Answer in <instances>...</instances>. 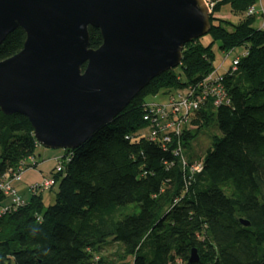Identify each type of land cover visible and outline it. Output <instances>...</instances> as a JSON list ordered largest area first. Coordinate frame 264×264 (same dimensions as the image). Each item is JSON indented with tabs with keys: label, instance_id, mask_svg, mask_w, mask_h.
Returning a JSON list of instances; mask_svg holds the SVG:
<instances>
[{
	"label": "trees",
	"instance_id": "16d2710c",
	"mask_svg": "<svg viewBox=\"0 0 264 264\" xmlns=\"http://www.w3.org/2000/svg\"><path fill=\"white\" fill-rule=\"evenodd\" d=\"M259 2L215 1L208 44L205 36L185 44L179 66L153 79L82 146L64 150V170L54 172L49 190L57 189L52 204L45 206L39 192L21 206L5 207L0 264H123L129 257L132 264L264 262V31L253 27L255 15L246 16ZM225 6L241 18L237 25L215 17ZM88 33L95 50L100 33ZM24 41L21 29L10 33L0 44V61L21 51ZM215 43L224 53L240 47L246 53L235 72L221 74L229 102L214 106L208 98L180 137L152 141L146 99L198 90L214 69ZM213 119L220 137L204 157L186 156L194 135ZM38 146L25 117L0 111V180ZM196 164L202 170L190 171ZM5 198L0 191V202ZM115 244L121 248L113 259L98 254ZM193 250L198 262L189 263Z\"/></svg>",
	"mask_w": 264,
	"mask_h": 264
},
{
	"label": "water",
	"instance_id": "95a60500",
	"mask_svg": "<svg viewBox=\"0 0 264 264\" xmlns=\"http://www.w3.org/2000/svg\"><path fill=\"white\" fill-rule=\"evenodd\" d=\"M18 28L21 51L0 61V111L25 117L39 146L75 150L180 65L210 14L203 0H0V44Z\"/></svg>",
	"mask_w": 264,
	"mask_h": 264
},
{
	"label": "built area",
	"instance_id": "2783aa9c",
	"mask_svg": "<svg viewBox=\"0 0 264 264\" xmlns=\"http://www.w3.org/2000/svg\"><path fill=\"white\" fill-rule=\"evenodd\" d=\"M217 0H203L209 14H212L214 3ZM262 15V10L256 11L255 8L247 10V16ZM260 30L264 31V22L260 26ZM234 50L224 53L223 62L230 58ZM245 55L246 53L243 52ZM241 56L232 58L230 67L221 73L223 62L214 69L199 83L198 90L196 88H188L186 91H175L168 95L167 101L164 104H147L148 114L144 120L149 125V138L154 141L159 139L163 144L169 143L172 136L180 137L184 127L188 124L190 116L197 112L204 101L208 98L213 100L214 106L227 104L229 102L224 87L221 84V74L228 72H235ZM54 169L55 173H62L64 170L63 159L56 161ZM183 167H187L186 161L181 157ZM34 160L32 156L22 161L15 171H8L1 177L0 191L4 196L11 199L10 207L16 208L24 204V202L16 195L11 187V181L18 178V176L27 169H32ZM202 170L201 164H196L190 168V171L200 172ZM56 181L53 178H45L38 186H33V191H49L51 190ZM176 203V201H174ZM7 211L3 208L0 214Z\"/></svg>",
	"mask_w": 264,
	"mask_h": 264
},
{
	"label": "rangeland",
	"instance_id": "374dc122",
	"mask_svg": "<svg viewBox=\"0 0 264 264\" xmlns=\"http://www.w3.org/2000/svg\"><path fill=\"white\" fill-rule=\"evenodd\" d=\"M255 9H256V11L262 10V12H263V16L258 14V15H255V17H254L253 27L255 29H259L260 26L262 25V23L264 22V0H260V2L255 6ZM215 17L218 19H221V20H228L233 25H237L239 23V21L241 20V18L239 16L236 17L231 13L230 8L228 6L223 7L215 15ZM210 41L211 40L208 36H205L202 39V43H204V44H208ZM218 47H219V44L215 43L213 45V48H212L214 51V54H215V58L213 60V66L215 68H217L223 62V56H224V52H221L218 49ZM243 51H244L243 47L237 48L235 51H233L232 54L230 55V58L223 62L221 73L230 67L232 58L235 56L242 55ZM167 97H168V94L161 91L156 96L148 97L146 99V103L154 104V105L155 104H157V105L158 104H164L167 101ZM144 131H145L144 126L141 129H138V133H142ZM214 137H220V134H219V131L217 129L215 120L213 119L208 126L202 127L194 135L193 139L190 141L189 146L186 148V150H184L185 155L196 157V158L204 157L207 150L211 148L212 139ZM41 152H45L47 154L46 157L44 158V160H46V163L44 164V168H45L46 172H50V170L52 168L55 169V166L57 164L56 161L62 157L55 159V161L49 160V158L51 159L54 155L62 154L64 152V150H50V149H45L41 146H38V148L35 151V154L32 155V158L34 160V165L32 166V168L36 167L38 159H41V160L43 159L44 156H41ZM33 185H35V184H33ZM33 185H31L30 187H32ZM56 192H57V189L54 188L50 192L43 193V202H44L45 206H48L54 202V197H55ZM29 195H30V192H29ZM29 195H24L22 197L26 201L29 198ZM8 204H11V201L9 203V201L6 200V202H3L2 204H0V208L1 207L5 208ZM3 208H1L0 211ZM133 208L135 209V210H133V211H135L134 213H136L138 211V209L135 208L134 206L130 207V209H133ZM115 245L107 246L98 254H100L101 256H104L108 260L113 259L114 253L117 250H120V248H121L120 244H115ZM132 261H133V258L129 257L123 264H132ZM116 264H121V263H116Z\"/></svg>",
	"mask_w": 264,
	"mask_h": 264
},
{
	"label": "crops",
	"instance_id": "0c3cea01",
	"mask_svg": "<svg viewBox=\"0 0 264 264\" xmlns=\"http://www.w3.org/2000/svg\"><path fill=\"white\" fill-rule=\"evenodd\" d=\"M46 155L47 154L45 152H41V156H44V157L42 160L41 159L37 160V165L35 168L27 169V170L23 171L18 176V178L13 179L11 181V187L15 191L16 195L25 203L30 200V198L33 194L40 192V191H33L32 190L33 186H38L43 181V179H45V178H50V177L53 178L54 177V169L53 168L50 170V172H46V170L44 168V164L46 163V160H44V158L46 157ZM63 155H64V153L59 154V155H54L51 159L49 158V160L55 161V159L60 158ZM33 184H35V185H33ZM31 185H33V186L30 187ZM29 192H30V195H29ZM45 192H47V191H43L42 195ZM24 195H29V198L26 201L22 197ZM6 200H8L9 203L11 201L10 198H5L2 202H0V204H2L3 202H6ZM9 205L10 204H8L7 206H9ZM1 208H3V207H1Z\"/></svg>",
	"mask_w": 264,
	"mask_h": 264
}]
</instances>
